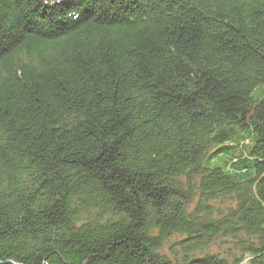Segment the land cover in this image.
<instances>
[{
    "label": "trees",
    "instance_id": "16d2710c",
    "mask_svg": "<svg viewBox=\"0 0 264 264\" xmlns=\"http://www.w3.org/2000/svg\"><path fill=\"white\" fill-rule=\"evenodd\" d=\"M264 264V0H0V261Z\"/></svg>",
    "mask_w": 264,
    "mask_h": 264
},
{
    "label": "water",
    "instance_id": "95a60500",
    "mask_svg": "<svg viewBox=\"0 0 264 264\" xmlns=\"http://www.w3.org/2000/svg\"><path fill=\"white\" fill-rule=\"evenodd\" d=\"M0 264H20L12 260H7V261H0ZM43 264H48L47 261H45Z\"/></svg>",
    "mask_w": 264,
    "mask_h": 264
}]
</instances>
